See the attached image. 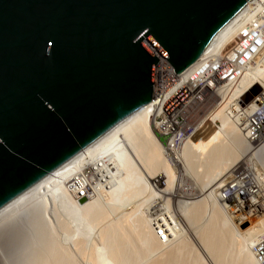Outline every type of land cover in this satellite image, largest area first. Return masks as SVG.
<instances>
[{
  "label": "water",
  "instance_id": "95a60500",
  "mask_svg": "<svg viewBox=\"0 0 264 264\" xmlns=\"http://www.w3.org/2000/svg\"><path fill=\"white\" fill-rule=\"evenodd\" d=\"M252 1L0 0V208L152 101L146 42L181 73Z\"/></svg>",
  "mask_w": 264,
  "mask_h": 264
},
{
  "label": "bare ground",
  "instance_id": "6f19581e",
  "mask_svg": "<svg viewBox=\"0 0 264 264\" xmlns=\"http://www.w3.org/2000/svg\"><path fill=\"white\" fill-rule=\"evenodd\" d=\"M263 10L264 0H253L215 35L206 48V54L213 59L211 70L225 67L226 82L217 90L220 100L213 104V109L208 111V115L194 128L178 152L173 154L168 151L154 135L153 118L156 109L153 103L133 112L41 181L0 208V264H76L67 247H63L59 244L60 241L56 240L57 243L53 238L55 228L52 229L54 233L48 231L56 217L57 205L65 207L70 199L73 203L79 201L73 195L72 183L82 179L104 181V189L96 190L95 195L87 199L95 197L98 200L100 196L105 200H117L126 186L125 179L118 174V169H123L127 164L139 167L140 173L142 172V175L138 176L142 193L150 195L149 200L145 201L148 206L147 216L144 214L143 219L132 222L131 217L135 213L129 214V217H124L104 230L103 240L110 249L105 264H125L132 261L134 256H138L134 243L137 236L141 240L137 238L140 244L147 250L155 249L158 242L153 235L150 216H157L162 210L169 213L176 226L177 231H173V236L188 233L196 241L201 239L199 243L203 253H207L209 257L208 253H212L214 249L212 242L210 245L207 243L208 239H204L206 237L202 238L206 232L200 235V232L192 230L194 217L201 211V207L198 210L197 205L207 202V208H214L215 211L216 201L222 196L225 187L233 185L240 188L243 182L249 181L241 177V174L250 168L246 163V154L253 151V145H259L264 139L257 144L250 143L244 138L243 131L245 115L256 105H264V91L257 99L245 104V107L240 104L249 90L264 85V28L261 27L264 21L259 16ZM194 66L195 64L186 70L183 76L191 72ZM241 110L244 115H241ZM216 119L222 121V128H216ZM164 153L170 158V164ZM194 174L199 178L198 184L202 185V189L198 191L197 185H191L192 182L188 179ZM164 178L167 179V187L158 190L159 179ZM182 178L186 179V184L179 187ZM258 181L261 184V181ZM262 185L260 190L264 192V184ZM86 201L82 204L86 205ZM237 204L227 206L230 207L233 220H239L236 224L235 220H230L235 231L234 238L240 242L239 255L243 264H258L253 246L262 244L264 240V219L249 228H239L246 219L241 213L234 214L241 209L237 208ZM251 204L257 208V203ZM87 206L83 219L89 221L90 225H97L107 218L106 211L101 206L97 207L95 202ZM202 206L206 208L205 205ZM130 231L137 233L133 240ZM78 242L80 241L76 243ZM181 242L186 246L187 243ZM76 245L80 253H85L82 242ZM185 246L180 248L178 245L176 250H171L166 255L165 260L151 261L150 264H181L179 256ZM206 256L201 255L205 260Z\"/></svg>",
  "mask_w": 264,
  "mask_h": 264
},
{
  "label": "rangeland",
  "instance_id": "374dc122",
  "mask_svg": "<svg viewBox=\"0 0 264 264\" xmlns=\"http://www.w3.org/2000/svg\"><path fill=\"white\" fill-rule=\"evenodd\" d=\"M251 90L248 91L246 96L243 98V101L240 103L244 107H245L244 104H249L254 99H257L260 96V94L263 93L264 85L263 84L258 85ZM211 109H213V107L208 106L204 110L199 111L197 113V115L199 114L198 116L195 115L196 116L194 117L195 121L194 118H192L193 121L192 129L199 125V123L208 115ZM215 126L217 129L222 128L223 126L222 121L216 119ZM263 144H264V139L259 142V145L258 144L253 145L252 147H255L254 149L251 147L253 151L246 154L247 155L246 163L250 167L249 168L250 172L249 171L243 172L241 174V177H244V180L248 179L249 181L243 182L242 187L240 188L237 186L236 187L232 186L231 189L232 192H227L228 194L226 198H222V197L218 198L216 201L217 205L215 207L216 208L215 211L213 210L214 208L211 209L213 210V212L207 208V204H208L207 202H205L206 204L200 203L201 205H197L198 207L197 209L199 210V208L201 207L200 210L202 212L199 211L201 213L199 212L196 213L197 216L195 215L194 217L195 220H193L194 223H192L194 228L192 227V225L191 228H193L192 229L193 231H198L197 233L200 232L199 233L200 235L206 232L207 236L203 235L202 238L206 237L204 239H208L207 242L208 244L212 242V245L211 243L210 245L214 250L212 253H208L209 257H211V255L213 256L211 257L212 260L208 259L209 257L207 253H206L207 256L205 255V253H203L202 250L203 248H201L200 245L202 240L200 239L196 241L188 233L180 234L177 237L172 236L170 237L169 241L164 243L159 242L156 238V241L158 242L157 245L158 247L156 246L155 249L147 250L145 246H142V243L140 244L141 240L138 238L137 233L135 232L132 233L130 231L129 234L131 233L130 235L132 236V240H133V236H137V238L140 240L139 241L136 237L134 239V243H136L135 249L137 248V252L139 255L134 256L132 258V261L125 264H150L155 261L165 260L167 257L166 255H168V253L171 250L172 251L176 250L178 245L180 248H182L181 246H185L181 244L182 243L181 241H184L185 244L186 243L188 244V245L186 244L185 248L183 247V249L181 250L182 252L180 253L179 256L181 264H220V263L243 264L241 260L242 258L239 255L240 253L239 251H241L239 250L240 242L234 238L235 231L233 225L230 222L231 219L233 220L232 217L233 214H231L229 209L230 207L228 206L236 205L238 203L237 208H241L236 213H234V214L241 213L243 214L242 217L246 219L242 224H240L239 228L241 229H246L251 226L257 225L259 222H261L264 219V210H263L264 192L260 190L261 188H263L262 184H264V145ZM252 155H254L255 157ZM164 157L170 164L169 161L170 158L166 153H164ZM138 168L139 167H136L134 165L127 164L123 169L121 170L118 169V174L119 175L121 174L120 176H122L125 179L126 186L123 187L122 193H120L117 200H107V199L105 200L102 197L98 196L100 198L99 199L97 197L98 200L95 197L87 199L89 202L86 201V205L80 203L79 201H75L73 203L71 199L68 200L67 205H65V207L60 204L57 205L56 207L57 214L55 215L56 217L52 220L53 223L50 224V226H52L53 228L48 227V231H50V233L55 232L54 234L56 235L54 236L53 234L52 235L53 238L55 239V241L56 240L58 242L60 241L59 244H62L63 247L65 248L67 247L66 249H68L69 253L73 255L72 257L74 258L76 264H105L110 255V249L108 245L104 243L103 240L104 230H106L111 224L121 221V219H123L124 217L125 218L129 217L130 216L129 214L135 213L131 217V221L133 220L132 222H136V219L139 218L143 219L144 216L146 215L148 211L146 209L148 206L147 204H145L147 203L145 201L149 200L148 197L150 195L148 193H142L141 190L142 187L138 181V176L142 175V172L140 173V170ZM260 178L263 180V182ZM188 179L190 182H192L191 185H197L196 186L197 191L202 189V185L198 184L199 178L197 179V176L195 174L192 175L191 177H188ZM258 180L261 181V184ZM166 183H167L166 178L159 179L158 190L166 189L167 187ZM181 183L182 184L181 185L179 184L180 185L179 187H183L186 184V179L182 178ZM91 201L93 204L95 202L97 207L101 206V208L104 209V211H106L108 215L106 219L102 220L101 222L97 223V225L94 226L90 225L89 221L83 219V215L86 216L85 210L88 207L87 205L92 204ZM251 203L253 204L257 203L256 204L257 208L252 206ZM202 205H205L206 208ZM227 213H229V215ZM234 220L233 221L235 224L237 222L239 223V220L236 219ZM52 229H54V232H52L53 231ZM209 232L211 234H209ZM153 235L155 236L154 232ZM210 239L212 240L209 241ZM77 241L83 243L85 253H80L79 250H77L78 247H75V245L80 243V242L76 243ZM136 241L138 242V244ZM235 241H237V243ZM214 247H216V249ZM216 251L221 252L218 253L219 256H217ZM201 255L204 257L206 256L208 260L207 259L205 260L204 257L203 260ZM217 257L220 259H218Z\"/></svg>",
  "mask_w": 264,
  "mask_h": 264
},
{
  "label": "built area",
  "instance_id": "2783aa9c",
  "mask_svg": "<svg viewBox=\"0 0 264 264\" xmlns=\"http://www.w3.org/2000/svg\"><path fill=\"white\" fill-rule=\"evenodd\" d=\"M259 16L264 21V10ZM261 27L264 28V22ZM146 46L158 57L154 69V95L150 102L156 109L153 133L163 147L174 154L182 148L194 130L192 118L196 117L199 111L208 106L213 107V104L220 100L217 90L226 82L225 67H218L212 71L213 59L206 54L208 51L205 49L187 69L175 73L168 60L154 45L146 42ZM194 64V69L183 76ZM242 114L244 115V112L241 110ZM243 131L246 141L250 143L257 144L264 138V105H256L245 115ZM102 182L104 181L88 179L76 181L72 183L73 195L76 199L92 197L96 190L104 189L105 185ZM232 186L222 190V198L227 197V192H232ZM150 217L157 240L161 243L169 241L173 231H177L169 213L162 210L159 215ZM261 243L253 246L258 264H264V240Z\"/></svg>",
  "mask_w": 264,
  "mask_h": 264
}]
</instances>
